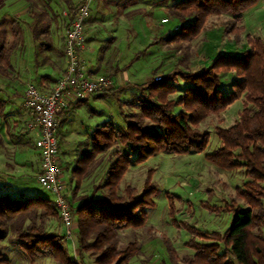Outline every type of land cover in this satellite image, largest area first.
Returning <instances> with one entry per match:
<instances>
[{"label": "trees", "instance_id": "16d2710c", "mask_svg": "<svg viewBox=\"0 0 264 264\" xmlns=\"http://www.w3.org/2000/svg\"><path fill=\"white\" fill-rule=\"evenodd\" d=\"M27 1L32 3V7L37 6L35 1ZM64 1L70 12L77 9L81 2ZM260 1L176 0L171 12L177 25L166 40L194 39L208 18L215 14L232 15L231 26L227 25L225 32L234 33L238 31L243 13ZM4 6L5 0H0V9ZM33 16L30 25L33 38L40 52H47L52 47L49 37L52 21H49L46 13L33 11ZM10 24L14 49H8L9 28L0 22V27L4 28L0 31L1 75L11 73L12 52L23 44V26L14 20ZM251 44L253 47L242 55H222L201 72H166L161 81L152 80L144 85L127 84L119 88L120 92L135 88L141 91L139 95L133 93L130 102L131 108L138 112L124 115V127L111 123L97 127L92 137V148L78 158L72 171V177L76 180L75 190H78L82 180L103 163L102 157L95 165L97 158L113 149L115 158L110 159L105 168L104 181L97 185L98 190H107L106 194L99 198L93 194L80 204L71 202L79 244L76 257L69 253L66 234L49 230L53 220L62 227L63 223L55 201L40 193L30 196L0 195V243L13 233L18 247L30 259V264L45 256H50L57 264H88V253L96 255L94 264H129L141 245L132 242L122 248L119 233L146 224V209L154 206L153 197L158 193L152 181V169L139 198L135 195L136 191L130 188L126 189V196L121 195V184L130 166L145 163L161 152L177 155L204 153L211 135L200 130L201 123L245 95L240 120L230 128H217L222 146L214 153L207 154L206 158L218 168L245 171L248 181L238 193L248 208L233 204L230 226L223 233L206 232L185 225L194 236L205 241L189 242L188 246L195 250V255L182 263L169 242H166V247L174 264H264V42L257 39ZM231 71L239 80L234 81L232 90L224 94L221 74ZM179 80L186 83L184 93L178 100H172L170 96L177 93L176 83ZM114 95L113 92H105L96 96L108 98ZM2 98L1 94L0 114L3 116L6 101ZM116 100L120 105V100ZM176 107L182 110L175 113ZM117 144L123 147L121 151L114 149ZM0 264H12L1 251Z\"/></svg>", "mask_w": 264, "mask_h": 264}, {"label": "rangeland", "instance_id": "374dc122", "mask_svg": "<svg viewBox=\"0 0 264 264\" xmlns=\"http://www.w3.org/2000/svg\"><path fill=\"white\" fill-rule=\"evenodd\" d=\"M33 1L37 5L36 7H32V3L27 0H5V6L0 9V22L9 28L7 30L8 49H12L14 46L10 22L17 19L19 23H22L24 30L23 44L12 52L11 60L14 64H12L11 73L0 74V89H3L2 99L7 102L14 100V105L16 104L17 107L23 103V99L19 95L23 93L24 87L28 84L37 86L36 83L30 82L29 77L25 75L29 73L30 69L26 61L31 59L34 63L36 52L38 64L45 66L50 59L51 63L47 67L60 70V65L62 64V68L65 58L61 48L62 34L65 30L63 22L67 20L66 12L68 11L65 1ZM73 1L76 3L79 0ZM175 1L104 0L102 3L97 0L95 4L93 3V16L98 21L90 27H92L93 33L96 32V36L103 40L102 46L97 45L98 47H96L98 57L103 55V58L100 64L101 73L96 75L95 79H110L113 88L108 92H113L115 95L108 98L92 96L72 112L71 123L67 124V130L72 133L66 144L67 151L76 148V143L82 140V136L91 135L97 127L105 123L124 127V115L138 112L131 108L130 102L133 93L139 95L141 91L135 88L120 92L121 86L144 85L152 80L155 81L157 77H163L166 72L172 73V71L180 70L201 72L222 55L240 56L253 47L251 42L257 39L264 42V0L243 13L238 31L234 33L225 32L227 25L231 26L230 19L233 16L215 14L208 18L204 28L194 39H179L169 42L166 38L172 33L173 27L177 25V20H174L171 12ZM33 11L46 13L49 21H52L51 34L57 40L58 46L54 54L39 52L38 44L35 48L36 42L30 28L34 18ZM8 21L9 23H7ZM2 29L4 28L0 27V31ZM144 50L145 52H143ZM116 68L121 70H119V76L114 73ZM221 80L222 92L227 94L232 90L233 82L239 79L231 71V73H222ZM176 85L178 91L170 96L172 100H178L183 95L186 83L179 80ZM116 98L120 100V105ZM244 100L245 95L220 113L208 116L201 123L200 130L207 131L211 135L210 144L204 153L191 152L177 155L161 152L145 163L130 166L121 184L119 191L121 195L126 196V189L130 188L136 191L135 195L139 198L149 171L152 169L154 170L152 181H154L158 193L153 197L154 206L146 209L148 214L146 224L143 227L131 228L119 233L118 238L122 248L132 242L141 245L129 264H174L166 242L171 244L182 263L184 259H190L195 255V250L188 246L189 242L203 243L205 241L194 236L185 225L194 226L206 232L219 231L223 233L230 226L232 220L230 212L232 205L248 208V204L239 197L238 193L239 189L244 188V184L248 181L245 171L218 168L206 158L207 154L214 153L222 146L217 128H230L240 120L241 112L244 109ZM14 107L12 108L14 109ZM8 109L11 108L8 106ZM181 110V107H176L175 113ZM2 117L0 114V119ZM20 120L18 126H14L13 123L8 128V130L12 129L7 132L8 137L10 132L16 131L18 134H23V131H27L25 120L19 118L18 121ZM1 142L0 138V145ZM3 145L5 146L4 143ZM84 149L86 150V148ZM114 149L121 151L123 147L117 144ZM112 151L113 149H110L97 158L98 162L95 165L102 157L103 163L82 180V185L70 196V202L76 204L74 201L77 199L84 200L93 194L99 198L104 193L106 194L107 190H98L97 185L104 181L106 165L109 164L110 159L115 158ZM27 171L34 187L37 188L35 194L40 193L54 200L51 193L35 182L40 173L39 166L36 165ZM66 176L68 181V173ZM94 189H97L95 193ZM50 223L49 230L66 234V230L61 225L59 226V222L53 220ZM68 250L72 257L78 255L77 235L69 239ZM0 251L11 260L12 264H30V259L18 247L13 233H10L8 238L0 243ZM95 256L93 253H88L87 263L94 264ZM35 264H57V262L50 256H45L37 259Z\"/></svg>", "mask_w": 264, "mask_h": 264}, {"label": "built area", "instance_id": "2783aa9c", "mask_svg": "<svg viewBox=\"0 0 264 264\" xmlns=\"http://www.w3.org/2000/svg\"><path fill=\"white\" fill-rule=\"evenodd\" d=\"M95 0H81L67 29L65 36V55L67 68L64 76L51 92H44L34 84L25 90L24 109L32 119L29 130L38 136L35 147L40 153V173L38 183L54 196L67 239H72L76 231V216L65 194L63 166L58 138L62 115L74 104L108 92L113 88L110 79H92L86 71V61L82 55L86 48V23L91 16ZM168 20L166 19V22ZM162 77L155 78L161 81Z\"/></svg>", "mask_w": 264, "mask_h": 264}, {"label": "crops", "instance_id": "0c3cea01", "mask_svg": "<svg viewBox=\"0 0 264 264\" xmlns=\"http://www.w3.org/2000/svg\"><path fill=\"white\" fill-rule=\"evenodd\" d=\"M80 1V0H79ZM77 1L76 3H79ZM97 0H95L94 4ZM99 2H104V0H99ZM77 9L70 12L69 10L66 12L67 20L63 22L65 26V30L62 34V41H61V48L62 53L64 54V62L63 67L61 68L62 64L60 65V70L57 68V70H53L52 67H47L49 63H51V60H48V63L45 66H41L36 62V52H35V60L34 63L30 59V61H26L30 67L29 73L25 74L27 77H29V81L36 83L37 87L48 93L51 92L54 87L56 86L57 82L64 76L67 68V59L65 56V36L67 33L68 25ZM13 21V20H12ZM14 21L19 22L17 19H14ZM97 18L93 16V11H91V17L88 19L86 23V30L85 33H87V43L86 48L83 51L82 55L86 61V71L90 78L94 79L96 75L101 73V67L100 64L102 62V57L99 55L96 47L102 46L103 40H101L99 37L96 36V32L93 33L92 27H90L92 24L97 23ZM20 25L22 26V23L20 22ZM52 28V27H51ZM50 40H51V49L44 53H50L54 54L55 50H57V40L54 38V36L50 32ZM107 42V41H106ZM38 43L35 44V48ZM40 52V50H39ZM63 59V58H62ZM14 64V63H12ZM31 66H33L31 68ZM118 69V70H117ZM120 69L116 68L115 72L117 76L120 74ZM116 76V77H117ZM94 77V78H93ZM24 91L20 96V98L23 99V103L21 106L17 107L15 101H6V107L4 108V115L2 119H0V138L2 139L1 145H0V195L1 194H9L11 196H19L21 194H24V196H30L35 195L36 187H34L32 179L27 175L28 171L34 166L38 165L40 168V153L35 147V140L38 136L35 134H32V132L29 130V122L31 121L32 117L27 112L24 107V98H25V90L27 86L24 87ZM2 91L3 96V89H0ZM94 97V96H93ZM92 97L84 100L85 102L91 99ZM84 102V103H85ZM83 103H81L82 105ZM11 108L8 109V106ZM13 106L14 109L12 108ZM80 105H73L68 110L64 112L62 115V122L59 126L58 130V138L60 143V156H61V163L63 166V180L65 182V194L70 199V196H72V193H75L76 184L74 181H76L72 177V171L73 168L76 166V162L78 158L81 157V155L90 150L93 146L92 143V137L95 132L93 130L92 134L90 135H83L82 140H80L76 146V148L71 149L70 151L66 150V144L68 143V139L71 137V132L67 130V124L71 123L72 118V112L78 109ZM24 115V116H23ZM19 118H23V121L25 120V128H27V131H23V134H18L15 132H10V136L8 137L7 132L9 130L12 131V129L8 128L13 125L18 126L20 124L18 121ZM14 119V121H12ZM5 121V123H4ZM6 124V125H5ZM23 135V136H21ZM5 144V146L3 145ZM86 148V150L84 149ZM4 150V152H3ZM9 151V152H5ZM38 163V164H37ZM66 173H68L69 180L67 181ZM38 178V177H37ZM35 180L37 184L38 180ZM40 185V184H39ZM41 186V185H40ZM76 204H80L82 202V199H77L74 201ZM76 235V232H75Z\"/></svg>", "mask_w": 264, "mask_h": 264}]
</instances>
